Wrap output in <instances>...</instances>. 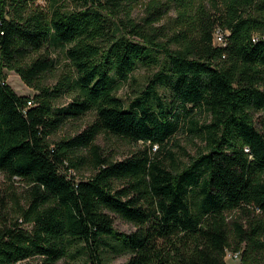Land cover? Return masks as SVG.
Wrapping results in <instances>:
<instances>
[{"label":"trees","instance_id":"16d2710c","mask_svg":"<svg viewBox=\"0 0 264 264\" xmlns=\"http://www.w3.org/2000/svg\"><path fill=\"white\" fill-rule=\"evenodd\" d=\"M140 1L0 0V172L28 189L0 224V264H226L228 250L264 264V0H150L137 23ZM173 9V27L158 26ZM58 49L72 72L50 87ZM140 67L159 71L126 105L117 85ZM5 69L36 94L18 95ZM182 114L204 144L188 163L169 148ZM100 135L145 147L116 161Z\"/></svg>","mask_w":264,"mask_h":264},{"label":"rangeland","instance_id":"374dc122","mask_svg":"<svg viewBox=\"0 0 264 264\" xmlns=\"http://www.w3.org/2000/svg\"><path fill=\"white\" fill-rule=\"evenodd\" d=\"M164 2L167 0H163ZM150 0H141L138 5L135 6V10L132 12L131 18L134 19L137 23H142L143 20L148 16L147 7L149 5ZM43 7L47 6L45 1L40 2ZM68 8L70 11H75L77 9L76 5L73 3L68 4ZM122 19H127L128 16L122 14L120 16ZM177 17L175 10H170L168 15L158 24V26H165L167 29L172 28L174 25V20ZM118 21V20H116ZM227 33V32H226ZM257 35L255 37H259ZM215 44H218V39L216 37ZM52 57L57 62V69L54 73L47 75L45 78V84L47 86H54L62 77L66 74L72 72V69L69 65V61L66 59L64 51L62 49H58L52 53ZM159 71V68L147 69V68H138L133 75L131 76L129 82L122 83L117 85L116 95L121 98L126 105L130 104L134 99L139 97L151 84V81L154 80V76ZM6 81L8 85H10L13 90L20 96L33 97L36 92L29 88L19 77V75L15 71H10L5 69ZM159 94L161 96L167 95L165 89L160 88ZM65 102H70L71 98L66 97ZM193 116L199 123H204L207 121V114L197 113ZM264 116V113L258 112L256 113V118ZM96 119L94 113H89L82 119L78 121L71 122L68 124L61 132H59L55 136V140H60L65 136H74L77 133L84 131L89 125H91ZM191 119L186 118L184 114H182L181 130L171 139L169 142V148L178 155V158L181 161L188 163L190 161V157L196 156L204 147V144L199 138H195L193 134L190 132ZM97 144L103 149L104 153L113 160L122 161L126 158L130 157L134 151L138 149H144L145 145L143 143L139 144H131L126 141H121L117 138L108 137L105 135H100ZM156 148V147H155ZM154 148V150H155ZM157 149V148H156ZM76 175L77 179H87L90 177L89 171H82L81 173H73ZM27 186L18 180L15 182L10 181L3 173L0 172V224L14 222L18 219V213L15 205V199L24 203V199L27 196ZM2 215H5V220ZM241 216L239 213H234L229 219L230 221L235 219H240ZM21 222V220H20ZM115 227L118 231L123 233H133L137 230V228L131 224L123 221L122 219H115ZM28 228V227H27ZM242 253V252H240ZM240 253L239 256H240ZM233 250H228L226 252L225 261L226 264H243L241 260H231V256H235ZM108 264H125L128 261L127 256H115L110 254H106ZM34 262V260H31ZM29 261L22 262L20 264H27ZM32 263V262H31Z\"/></svg>","mask_w":264,"mask_h":264},{"label":"built area","instance_id":"2783aa9c","mask_svg":"<svg viewBox=\"0 0 264 264\" xmlns=\"http://www.w3.org/2000/svg\"><path fill=\"white\" fill-rule=\"evenodd\" d=\"M230 34L226 33V31L222 30L221 28H216L214 32V36L218 39V46L219 44H227L228 36ZM31 105V103H29ZM242 256H231V260H241Z\"/></svg>","mask_w":264,"mask_h":264},{"label":"bare ground","instance_id":"6f19581e","mask_svg":"<svg viewBox=\"0 0 264 264\" xmlns=\"http://www.w3.org/2000/svg\"><path fill=\"white\" fill-rule=\"evenodd\" d=\"M215 39H216V36H215ZM219 45H223V44H219ZM235 256H239V255H235Z\"/></svg>","mask_w":264,"mask_h":264}]
</instances>
